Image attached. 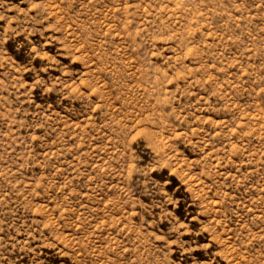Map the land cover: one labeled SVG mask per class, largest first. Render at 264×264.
Wrapping results in <instances>:
<instances>
[{
    "label": "rangeland",
    "instance_id": "374dc122",
    "mask_svg": "<svg viewBox=\"0 0 264 264\" xmlns=\"http://www.w3.org/2000/svg\"><path fill=\"white\" fill-rule=\"evenodd\" d=\"M0 264H264V0H0Z\"/></svg>",
    "mask_w": 264,
    "mask_h": 264
}]
</instances>
